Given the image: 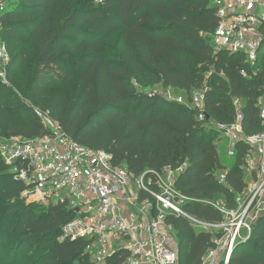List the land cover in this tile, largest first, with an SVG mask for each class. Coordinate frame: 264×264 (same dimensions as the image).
Instances as JSON below:
<instances>
[{"label": "trees", "instance_id": "16d2710c", "mask_svg": "<svg viewBox=\"0 0 264 264\" xmlns=\"http://www.w3.org/2000/svg\"><path fill=\"white\" fill-rule=\"evenodd\" d=\"M0 3L9 72L28 75L23 88L29 100L0 80V135L48 134L33 107L49 110L73 139L111 153L117 165L126 164L138 176L185 167L176 180L178 191L191 198L185 210L207 222L223 219L214 201L233 207L246 187V149L238 146L227 164L218 144L223 135L210 121L158 92L139 90L134 80L145 88H176L188 98L204 88L207 114L223 124L235 120L233 100L240 98L245 132L254 134L263 128L258 102L264 95V50L255 67L242 53L216 52L210 35L219 18L211 0ZM117 32L123 46L110 57L104 42ZM220 170L226 171V184L218 179ZM26 187L0 157V264H94L87 239L59 240L74 210L65 202H29ZM166 223L177 240L180 264H201L214 244L212 235L184 216L168 215ZM25 250L30 260L21 254ZM129 254L119 249L105 264H124ZM230 264H264V215Z\"/></svg>", "mask_w": 264, "mask_h": 264}, {"label": "built area", "instance_id": "2783aa9c", "mask_svg": "<svg viewBox=\"0 0 264 264\" xmlns=\"http://www.w3.org/2000/svg\"><path fill=\"white\" fill-rule=\"evenodd\" d=\"M211 1L219 18L210 35L214 50L242 53L255 67L264 50V0ZM10 62L0 33V80L7 85ZM241 74L249 76L246 69ZM205 93L203 88L189 98L179 94L166 99L187 105L197 112L199 120L210 121L229 141L228 158L237 155L238 146L246 149L242 167L247 185L236 195L233 207L220 199L214 201L223 213L219 222L201 220L185 210L184 203L191 198L176 188L185 167L167 166L138 176L126 164L117 165L111 153L73 139L49 110L37 106L34 113L49 133L36 137L0 135V157L11 166L15 178L26 184L23 196L28 201L47 205L65 202L74 210L59 240L87 239L86 252L94 264H105L122 248L130 253L124 264H180L178 251L170 246L174 235L166 223L168 215L184 216L199 231L212 235L214 244L201 264H230L236 247L250 238L253 224L264 215V95L258 102L263 128L247 134L240 98L233 100L235 120L223 124L208 118ZM217 175L220 183L226 184V171Z\"/></svg>", "mask_w": 264, "mask_h": 264}, {"label": "rangeland", "instance_id": "374dc122", "mask_svg": "<svg viewBox=\"0 0 264 264\" xmlns=\"http://www.w3.org/2000/svg\"><path fill=\"white\" fill-rule=\"evenodd\" d=\"M104 45L106 46L110 57H117L119 55L120 49L123 46V44L121 42V38H120V32L113 34L111 36V38H109L108 40H106L104 42ZM8 74H9V76H8L9 84L8 85L11 88H13V90L16 92V94L18 95V97L20 99H23V100H26L27 102H29V100L25 97L24 88H23V83L27 82L28 75L25 72H17V71H13V70L12 71L10 70V72L8 71ZM134 81H135V84L139 90L146 91V92H150V91L158 92V93L162 94V96L165 98L166 97H168V98L174 97V96L179 95L181 93L176 88H165L161 84L153 86V87L145 88V87H142L140 85L138 80H134ZM228 143H229L228 140H219V142H218L219 149H220L221 156H222L223 160L227 164L231 165L232 159L226 158V157H228L227 156ZM29 202H32V201H29ZM7 246H9V243ZM21 254L25 255L27 260H30L31 255L28 254L27 250H25L24 253H21Z\"/></svg>", "mask_w": 264, "mask_h": 264}, {"label": "crops", "instance_id": "0c3cea01", "mask_svg": "<svg viewBox=\"0 0 264 264\" xmlns=\"http://www.w3.org/2000/svg\"><path fill=\"white\" fill-rule=\"evenodd\" d=\"M170 244H171L170 246L172 248H174L175 250L178 251V244H177V240H176L175 236L173 237V239H170Z\"/></svg>", "mask_w": 264, "mask_h": 264}, {"label": "water", "instance_id": "95a60500", "mask_svg": "<svg viewBox=\"0 0 264 264\" xmlns=\"http://www.w3.org/2000/svg\"><path fill=\"white\" fill-rule=\"evenodd\" d=\"M208 118H210V116L208 115Z\"/></svg>", "mask_w": 264, "mask_h": 264}]
</instances>
